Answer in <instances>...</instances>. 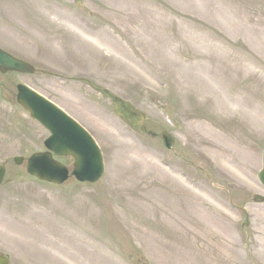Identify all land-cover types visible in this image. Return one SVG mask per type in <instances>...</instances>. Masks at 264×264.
I'll list each match as a JSON object with an SVG mask.
<instances>
[{
    "label": "rangeland",
    "instance_id": "obj_1",
    "mask_svg": "<svg viewBox=\"0 0 264 264\" xmlns=\"http://www.w3.org/2000/svg\"><path fill=\"white\" fill-rule=\"evenodd\" d=\"M55 1L81 22L52 14ZM207 1L0 0V48L36 71L0 72V254L9 264H210L203 248L216 264H264V0ZM225 19L246 34L225 30ZM17 84L91 134L99 181L27 173L49 133L16 101ZM111 95L144 115V130L114 112ZM147 131H168L172 147ZM224 144L243 158L234 177L216 159ZM55 159L72 169L73 157Z\"/></svg>",
    "mask_w": 264,
    "mask_h": 264
},
{
    "label": "water",
    "instance_id": "obj_2",
    "mask_svg": "<svg viewBox=\"0 0 264 264\" xmlns=\"http://www.w3.org/2000/svg\"><path fill=\"white\" fill-rule=\"evenodd\" d=\"M0 69L15 70L20 72H32L31 65L17 60L0 50ZM17 102L24 107L30 116L47 128L50 136L45 141L48 149L46 152L34 153L26 163L27 172L40 180L52 183H63L68 178V169L52 158L51 152L57 156H72L74 159L72 174L79 181L94 182L103 174V160L94 140L75 121L69 118L54 104L38 95L31 88L17 86ZM114 112L133 127L144 129V115L136 111L132 104L119 96H111ZM150 136H159L164 145L170 148L174 142L173 137L167 131L159 134L147 131ZM16 164H21L23 157H14ZM5 176V167L0 165V183ZM258 178L264 185V152L263 168ZM262 200V198H257ZM0 264H8V260L0 255ZM145 264V263H142Z\"/></svg>",
    "mask_w": 264,
    "mask_h": 264
},
{
    "label": "bare ground",
    "instance_id": "obj_3",
    "mask_svg": "<svg viewBox=\"0 0 264 264\" xmlns=\"http://www.w3.org/2000/svg\"><path fill=\"white\" fill-rule=\"evenodd\" d=\"M199 1L203 2L204 4L208 2L207 0H199ZM54 3H55L54 6L48 7L49 11H51L52 14L59 16V17H62L63 21L66 23H69V24H71V23L76 24V23L81 22L80 19L73 17L70 14V12H68V8L64 7L62 3L60 4L57 1H55ZM58 7H60V8H58ZM5 18H6V20L10 21L9 24H13L15 22L16 23L22 22V18H18L16 16L9 15ZM41 21H43V18ZM32 23H37V21H33ZM224 25H225V27H224L225 30H228V28H230L228 30V32L234 33L235 35H237V34L241 35L240 33H243V35L246 34L247 29H244L241 26H236V25L229 23L228 19L224 20ZM249 31H250V29H249ZM234 43L238 44L237 41H235ZM210 45L215 46V43L212 42V43H210ZM219 47L221 49H225L227 46L225 44H222V45L219 44ZM228 52H229L228 50L225 51L226 54H228ZM242 56L243 55H236L235 56V54L233 55L232 52H230V58L232 59V61H234L236 63V65L240 64V65L246 66V65L250 64V66H248V69H247L249 74L257 73L252 66L251 58L247 61L246 57L244 58ZM247 71H245L244 73L246 74ZM224 145H225V148L219 147V145L217 146L216 149H217V151H219L220 154H219V157H217L216 159H217L218 163L220 164V166L224 167V171L228 172V176L234 177V175L232 173H235V170H237V168L243 167V158L237 159L236 154H238V153L236 151H231L229 145H227V144H224ZM238 155L241 156L240 154H238ZM226 164H227V166H225ZM241 180L243 181L242 178H241ZM187 191H188L187 196L189 198L194 199L195 197H197V194H196V192H194L193 189H188ZM203 249H204V255L206 256V261H209L210 264L218 263V262L211 260L212 256H215L217 259H219V257L214 254V250H211V248H210L211 251L209 250V248H203ZM215 251H216V249H215Z\"/></svg>",
    "mask_w": 264,
    "mask_h": 264
}]
</instances>
